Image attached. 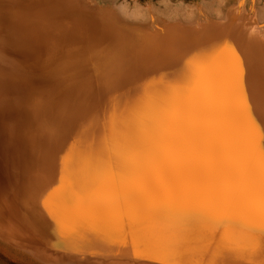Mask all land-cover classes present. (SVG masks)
I'll return each mask as SVG.
<instances>
[{
	"label": "bare ground",
	"instance_id": "6f19581e",
	"mask_svg": "<svg viewBox=\"0 0 264 264\" xmlns=\"http://www.w3.org/2000/svg\"><path fill=\"white\" fill-rule=\"evenodd\" d=\"M206 1L145 3L137 47L118 0H0V245L264 264V0Z\"/></svg>",
	"mask_w": 264,
	"mask_h": 264
},
{
	"label": "rangeland",
	"instance_id": "374dc122",
	"mask_svg": "<svg viewBox=\"0 0 264 264\" xmlns=\"http://www.w3.org/2000/svg\"><path fill=\"white\" fill-rule=\"evenodd\" d=\"M91 2H96V1H98V0H90ZM133 1H135V2H133ZM161 1H163V0H118V4L116 5V6H112L111 7V5L110 4H107V3H105V4H97L98 5V7L100 6V8H101V10H106V11H108L109 13H112L113 12V14H118V15H120L123 19H126L127 21H128V23H129V26H130V28H132L135 32H136V40L137 41H134V43L135 42H138V43H135V45L138 47L139 46V42H141L142 40H144V39H141L142 38V35H143V31H145L146 30V33H148L149 35H151V36H156V38H162L163 36H160V34H158V32L155 30V29H150V27H148V24L146 23V22H148L146 19H147V15L149 16V20H150V17H154V16H152L153 14L151 13V12H149L148 11V14H147V7L146 6H144V5H146L145 3H147V2H149V3H159V2H161ZM181 1V2H180ZM206 0H204V2H205ZM208 1V4H209V2L211 1H214V0H207ZM207 1H206V3H207ZM247 1H249V2H256L257 0H247ZM122 2V3H121ZM136 2H138V4L136 5V6H134L133 7V5L136 3ZM165 2H166V4H168V5H170V6H172V7H175L176 5H182V7L181 8H184V10H186V11H188V10H190V8L192 9V7H194V8H198V9H205V3L203 2V0H165ZM125 3V4H124ZM172 3H174V4H172ZM121 4H124V5H126L127 6V13L126 14H124L123 12H122V10L120 11L119 9H117V7H118V5H121ZM128 4V5H127ZM186 4V5H185ZM191 6L190 8H189V5ZM203 4V5H202ZM111 7V8H110ZM138 7V8H137ZM142 7H144V8H146L145 10L142 8ZM203 7V8H202ZM113 8V9H112ZM114 8H116V10L118 11H116ZM119 8V7H118ZM187 8H189V9H187ZM110 9V10H109ZM129 9V10H128ZM135 9H136V12L138 13V11H139V13H138V16H141V17H143V19L141 18V17H139V18H137L136 17V19H138V20H136L135 19V16L137 15V13L135 12ZM140 9V10H139ZM131 10V11H130ZM184 10H183V13H184ZM111 11V12H110ZM141 13V14H140ZM150 13H151V15H150ZM185 14V13H184ZM244 14H245V17L248 19V20H251V22H254V21H258V19H259V15L258 14H256V12H252L251 10H248L247 9V7H246V11L244 12ZM117 15V16H118ZM134 17V18H133ZM184 17V16H183ZM186 20H189V19H187V18H185ZM135 20H136V22H135ZM260 20V19H259ZM133 21V22H132ZM138 21V22H137ZM140 21H142V22H140ZM165 21V20H164ZM131 22V23H130ZM259 22V21H258ZM139 23V24H138ZM166 23H168V24H171V25H169V26H171V27H174V26H179V25H177L178 23H176V22H170V21H168L167 19H166ZM147 25V26H146ZM208 25V24H207ZM142 26V27H141ZM249 27H250V32H252V33H256L255 34V36H258L260 39H262L263 41H264V28H255L251 23H250V25H249ZM145 28V29H144ZM151 31H149L148 29ZM261 30V31H260ZM149 31V32H148ZM256 31V32H255ZM260 35V36H259ZM138 44V45H137ZM262 142H264V139L262 140ZM61 202H64V200L63 201H61ZM102 222V220H99L98 221V223H101ZM103 223V222H102ZM139 229V227L138 226H132V228H131V232H132V234L135 232V231H137ZM112 231H113V229H111ZM131 234V235H132ZM134 235V234H133ZM133 238V237H132ZM149 247L150 246H152V245H148ZM66 247H70V246H68V245H66ZM31 263H33L34 264V262H32L27 256H25L24 254H17L16 252H14L12 249H9V248H6V247H4V246H2V245H0V264H31Z\"/></svg>",
	"mask_w": 264,
	"mask_h": 264
},
{
	"label": "snow or ice",
	"instance_id": "6c2138e0",
	"mask_svg": "<svg viewBox=\"0 0 264 264\" xmlns=\"http://www.w3.org/2000/svg\"><path fill=\"white\" fill-rule=\"evenodd\" d=\"M262 227H264V225H262Z\"/></svg>",
	"mask_w": 264,
	"mask_h": 264
}]
</instances>
